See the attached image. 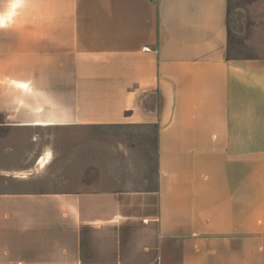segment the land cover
Instances as JSON below:
<instances>
[{
  "label": "crops",
  "instance_id": "obj_1",
  "mask_svg": "<svg viewBox=\"0 0 264 264\" xmlns=\"http://www.w3.org/2000/svg\"><path fill=\"white\" fill-rule=\"evenodd\" d=\"M228 15L0 0V264H264V32Z\"/></svg>",
  "mask_w": 264,
  "mask_h": 264
},
{
  "label": "rangeland",
  "instance_id": "obj_2",
  "mask_svg": "<svg viewBox=\"0 0 264 264\" xmlns=\"http://www.w3.org/2000/svg\"><path fill=\"white\" fill-rule=\"evenodd\" d=\"M228 25L230 43L233 46H238L241 40H251L255 34L258 35L264 32V0H229ZM240 49V53H250L248 50ZM116 133V130L100 127L85 130L83 133V139L85 140L83 159L86 161L90 158V138H100L102 144V140H106L109 136H113ZM77 138L69 136L68 143L71 147L75 145ZM68 176L70 181L74 180L77 175L69 168Z\"/></svg>",
  "mask_w": 264,
  "mask_h": 264
},
{
  "label": "built area",
  "instance_id": "obj_3",
  "mask_svg": "<svg viewBox=\"0 0 264 264\" xmlns=\"http://www.w3.org/2000/svg\"><path fill=\"white\" fill-rule=\"evenodd\" d=\"M144 49H145V50H149L150 48L145 47Z\"/></svg>",
  "mask_w": 264,
  "mask_h": 264
},
{
  "label": "bare ground",
  "instance_id": "obj_4",
  "mask_svg": "<svg viewBox=\"0 0 264 264\" xmlns=\"http://www.w3.org/2000/svg\"><path fill=\"white\" fill-rule=\"evenodd\" d=\"M41 163H44V159L41 160Z\"/></svg>",
  "mask_w": 264,
  "mask_h": 264
}]
</instances>
